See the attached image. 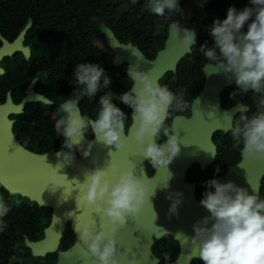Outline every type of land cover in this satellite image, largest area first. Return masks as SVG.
Listing matches in <instances>:
<instances>
[{
	"label": "clouds",
	"instance_id": "clouds-1",
	"mask_svg": "<svg viewBox=\"0 0 264 264\" xmlns=\"http://www.w3.org/2000/svg\"><path fill=\"white\" fill-rule=\"evenodd\" d=\"M249 3L251 7L240 11L230 7L226 19L214 20L208 29L214 46L210 48L205 43L199 51L212 62L209 66L217 69L216 72L234 76L238 92L251 90L260 94L258 111L251 118L241 115L231 128V136L233 148H239L245 158H255L264 164V0H249ZM146 7L157 17H163L169 11H181L176 0H148ZM246 24L245 33L242 29ZM169 28L171 36L178 39L181 50L191 52L196 42L195 30L176 23H171ZM128 71L129 79L134 82L131 91L116 95L111 91L110 78L99 64H76L75 79L71 82L75 90L68 99H62L55 123L56 133L64 140L57 157L63 155L64 161L71 163L73 151L91 128L96 141L111 149L109 155L122 151L124 138L130 134L144 159L154 169H168L180 152V141L173 129L166 126L165 120L173 105L177 111L187 107L183 94H174L167 86L150 78L148 73L134 67ZM103 89L108 91L99 98L97 117L82 116L78 107L81 99L95 97ZM114 100L132 109V126L127 136V116L113 103ZM161 133L166 139L158 143ZM88 147L90 150L92 144L89 143ZM64 149L68 150L67 154ZM82 155L87 157L89 151ZM63 167L58 164V170L50 176V191L55 192L60 187L65 191V182L75 185L79 190L78 199L93 206L94 213L101 217L98 229L94 219L85 221L82 227L77 222L74 226L84 246L82 256L94 258L97 264H117L115 236L119 228L125 227L130 218L142 211L145 204H151L148 187L132 171L120 172L111 163L107 169L96 167L85 172L83 182L79 179L69 181L66 176L58 175ZM216 171L219 172V168ZM205 186L208 190L202 194L200 205L210 215L196 222L193 226L195 235L191 238L192 246L198 247V258L203 264H264V199L258 194L250 195L247 189L233 182L220 183L211 179L205 182ZM173 195L179 194L168 197L173 200L169 211L175 214L181 200L173 199ZM9 211L10 207L0 198V218ZM104 218L110 225L107 232L103 230ZM184 238L188 242L189 238Z\"/></svg>",
	"mask_w": 264,
	"mask_h": 264
},
{
	"label": "flooded vegetation",
	"instance_id": "flooded-vegetation-1",
	"mask_svg": "<svg viewBox=\"0 0 264 264\" xmlns=\"http://www.w3.org/2000/svg\"><path fill=\"white\" fill-rule=\"evenodd\" d=\"M56 3L58 0H0V49L12 44L18 47L12 50L10 55L0 59V68L4 72L3 75H0V104L6 102L7 95H10L14 104H19L27 96L28 88L34 79L32 92L44 96L50 102L49 104L30 102L24 107L19 116L23 115V117H30V119L23 121L17 128L19 129L18 137L14 131L17 123L15 116L18 115L9 116L13 120V134L17 142L34 153H37V134L48 135L53 132L52 129L47 132L40 129L37 131V117L44 120L48 127L55 129L62 99H68L75 90V85L71 82L75 79L76 64L89 63L91 60L92 63L90 64H99L104 71L106 67L108 68L112 76L111 82L114 85L122 86L125 92H128L132 87V81L127 75V64L125 62L120 65L113 63V54L106 47L103 37L104 29L110 30L121 44L129 43L138 48L150 60L154 59L157 53L164 48L171 23L195 30L196 42L190 54L179 61L174 73L168 72L161 79H164L163 85L167 86L171 92L174 91L170 87L173 86V78L177 79L176 77L182 80L194 78L198 85L197 88H190L185 87L182 83L183 87L177 89L181 91L178 96L183 94L188 107L186 111L171 113L169 109L165 123L167 122L170 127L173 117L184 116L189 118L191 116V102L202 94L205 82L204 70L210 68L209 65L212 62L204 57L199 48L205 43L210 48L214 46V41L208 31L213 21L226 19L227 10L230 7H234L238 11L245 7H251L249 0H186V2L182 0L178 4L180 13L173 11L171 15L167 12V15L163 17L156 16L160 25L156 29L157 32L151 30V25L147 26V41L139 42L138 22L142 20L143 15L154 18V14L150 13L146 7L147 0H137L133 4L129 1V6L122 10L132 18L134 17L131 21L130 31L116 35L105 22L98 20L99 35L94 39L95 51L92 56H89V17L85 2L66 0L59 7L56 6ZM49 4L52 6L49 7ZM24 30L26 32L21 39L20 36ZM242 31L247 32V24ZM158 32L164 36L162 40H159L160 45L158 43L153 44V36ZM61 47L65 51H62L63 48L61 49ZM26 48L29 50L28 58L23 53ZM63 52L65 55L62 54ZM179 70L181 76H178ZM127 84H129L128 87H126ZM238 91L233 77L231 86L225 88L220 94L222 110L227 111L233 107L241 108L233 118L232 127L241 115H247L251 118L258 111L257 105L260 94L251 90L247 93ZM234 92L238 93L233 96ZM192 94L194 96L190 100H186L187 96ZM78 107L80 114L84 116L81 103ZM86 138H88L87 133ZM211 140L216 152L213 163L204 169H201L198 164H193L187 170L184 178L186 183L194 184L197 200H201L202 194L208 190L205 186L206 181L216 179L221 183L228 169L242 160L240 149L232 146L231 130L226 133L220 129L215 130ZM33 145L34 150L32 149ZM73 152H76L77 156L80 157V153L76 149ZM148 164H146V172L148 176H152L154 168L149 173ZM217 168H219V172L216 171ZM258 195L264 199V175L260 179ZM0 198H3L10 207L8 214L0 218L2 219V224H0V228H2L0 230V264H55L58 251L67 248L62 247L64 237L68 232H72L74 235L71 223H66L63 237L55 252L46 253L45 256L33 255L31 250L26 247V241L36 242L43 237L44 229L51 222L52 209L39 206L37 203L17 194H9L1 186ZM42 222L44 223L43 226ZM152 252L159 260L158 264H172L181 252V245L172 235L166 234L160 239L154 240ZM166 255L167 260L165 259ZM169 256L174 258L171 259ZM190 264H203V262L197 258L191 260Z\"/></svg>",
	"mask_w": 264,
	"mask_h": 264
},
{
	"label": "water",
	"instance_id": "water-1",
	"mask_svg": "<svg viewBox=\"0 0 264 264\" xmlns=\"http://www.w3.org/2000/svg\"><path fill=\"white\" fill-rule=\"evenodd\" d=\"M129 1L133 4L137 0ZM181 1L176 0L177 5ZM172 12L169 11V15ZM25 32H22L21 39ZM102 33L106 47L113 54V63L120 65L125 62L128 77V70L134 67L160 82L168 72L174 73L179 61L190 54L181 50L178 39L171 36L170 29L164 48L152 60L131 44H121L110 30L104 29ZM16 48L18 47L15 44L3 46L0 49V59L10 55ZM23 53L26 58L29 57L27 48ZM216 71L218 70L211 67L205 68L203 91L191 102V116H175L171 119L170 127L180 141V152L168 169H154L152 176H148L146 172V164L149 161L144 159L140 149L130 134L128 135L133 120L131 108L130 123L125 125V135L128 136L124 138L125 147L122 151L109 155L111 149L108 146L97 142L94 136L85 137L76 147L80 157L73 152V161L67 163L63 155L56 156L61 150L51 148L44 153H34L19 144L13 134V120L9 118L10 115L22 114L24 107L30 102L50 103L44 96L32 92L35 79L28 88L27 96L19 104H14L10 95H7L6 102L0 104V186L9 194H17L39 206L52 209L51 222L44 229L43 237L36 242L26 241V247L32 254L45 256L46 253L55 252L63 237L65 225L70 222L75 240L65 250L58 251L55 264H97L94 258L82 256L84 246L79 241L74 226L77 222V225L82 227L85 221L94 219L98 229L101 217L94 213L93 206L78 199L79 190L75 185L65 182V191L60 187L52 192L49 178L58 170L56 166L63 164L64 167L59 170L58 175L66 176L69 181L79 179L83 182L85 172H91L96 167L107 169L111 163L120 172L132 171L148 187L151 203L145 204L142 211L136 217L130 218L125 227L119 228L115 236L117 264H158L159 260L153 254L152 246L155 239L158 240L166 234L172 235L181 245V252L172 264H190L191 260L197 259L198 247L194 248L191 244V238L195 235L193 226L210 213L200 205L201 200L196 199L194 184L186 183L184 178L193 164H198L204 169L213 163L216 152L211 140L212 133L218 129L225 133L230 131L235 114L241 110L238 107L227 111L221 109L220 94L231 86L234 76L231 73ZM3 73L0 68V75ZM133 83L132 81V86ZM89 143L92 144L90 150ZM84 151H89L87 157L82 155ZM63 152L68 153L65 149ZM263 175L264 164L255 158H245L242 155V160L228 169L221 183L233 182L236 186L247 189L250 195L258 194ZM253 189H256V192ZM171 194H179L173 195V199L181 200L175 214L169 211L173 202L168 199ZM103 225V230L107 232L110 225L106 218L103 219ZM184 236L189 238L188 242Z\"/></svg>",
	"mask_w": 264,
	"mask_h": 264
},
{
	"label": "trees",
	"instance_id": "trees-1",
	"mask_svg": "<svg viewBox=\"0 0 264 264\" xmlns=\"http://www.w3.org/2000/svg\"><path fill=\"white\" fill-rule=\"evenodd\" d=\"M63 1V2H62ZM66 0H58V3H56V6L59 7L61 6L62 3H65ZM81 2L84 1L86 6H87V15L89 17V33H90V37L88 39L89 41V56H92V53L95 51V47H94V39L96 36L99 35V29L97 26V21L98 20H102L103 22L106 23V25L115 32V34L117 35V33L121 34V32H129L130 28L132 26V22L133 18L132 16H130L128 13L124 12L122 9H124L125 7L129 6V1L128 0H80ZM188 1V0H187ZM183 2H186V0H183ZM52 5L49 4V7H51ZM65 6V5H64ZM81 7V6H80ZM158 19L156 18V15H154V18H150L148 15L147 17L145 15H143L142 20H140L137 24V27L139 29V37L138 40L139 42L143 41H147V37H146V33H147V26L151 25V30H154L155 32L156 29L158 28V26L160 27L159 23H158ZM134 25V24H133ZM142 31V32H141ZM159 33V34H158ZM155 36H153V44H157L160 45V39L162 40L164 38L163 35H160V32H158ZM63 47H61L62 49ZM62 51H65V49L63 48ZM63 55H65V52L62 53ZM89 63H92V61L90 60ZM105 75L107 77L110 78V80L112 81V76L110 75L108 68H105ZM178 76H181L180 70L178 71ZM177 79L173 78V86L170 87V89H173V93L178 95L181 91L177 90L183 87L182 83L185 85V87H190V88H197V80H195L194 78L188 79V80H182L179 79L178 77H176ZM29 79V78H28ZM27 79V80H28ZM186 81V82H185ZM160 84L163 85L164 84V79L160 81ZM129 84H127L126 87H128ZM108 91V89H103L101 90L99 93L96 94L95 97H83L81 99V110L84 116H88L89 118H96L98 111L100 109V105H99V98L101 95H104L106 92ZM111 91L116 94L119 95L121 93H124L125 91L123 90L122 86L119 85H114L111 82ZM194 96V94L192 95H188L186 100H190L192 97ZM113 103L119 107L123 112H125L126 116H127V121L125 122V124H129L130 123V119H129V114H130V108L119 103L118 101H113ZM187 107H188V103H186ZM186 108H184L182 111H186ZM28 110V108H27ZM177 110L175 109V106L173 105L170 108V113L171 112H176ZM16 118V129L15 134L18 137L19 135V129H17L23 121H27L30 119V117H23V115L21 116H15ZM34 120H36L34 117H32ZM166 126H168L167 122L165 123ZM38 129H40L41 131L47 132L49 130L52 129V133L48 134V135H44V133H42L43 135H39L37 134V153H44L46 152L48 149H50L51 147H53L55 150H61L62 148V144L64 142L63 137L58 136V134L56 133L54 127H48V124L37 117V131ZM87 137L91 138L93 136L91 128H89L87 131ZM166 138L163 137V134L161 133V137L159 142H163ZM34 144V143H33ZM35 145V144H34ZM34 145L32 147V149L34 150ZM152 165L149 163L147 165V170L149 173L152 172ZM44 225V223L42 222V226ZM75 240V236L73 235L72 232H68L66 234V236L64 237L63 240V244L62 247L66 248L69 247ZM0 243H1V238H0ZM171 259H173V256H169Z\"/></svg>",
	"mask_w": 264,
	"mask_h": 264
}]
</instances>
